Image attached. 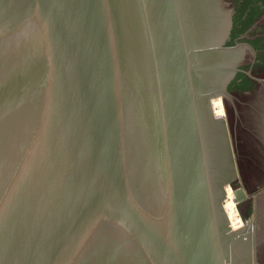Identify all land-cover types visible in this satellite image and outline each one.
I'll return each instance as SVG.
<instances>
[{
  "label": "water",
  "instance_id": "1",
  "mask_svg": "<svg viewBox=\"0 0 264 264\" xmlns=\"http://www.w3.org/2000/svg\"><path fill=\"white\" fill-rule=\"evenodd\" d=\"M225 64L244 189L217 178L226 123L202 111ZM263 77L264 0H0V264H233L264 186ZM254 240L264 264V192Z\"/></svg>",
  "mask_w": 264,
  "mask_h": 264
},
{
  "label": "flooded vegetation",
  "instance_id": "2",
  "mask_svg": "<svg viewBox=\"0 0 264 264\" xmlns=\"http://www.w3.org/2000/svg\"><path fill=\"white\" fill-rule=\"evenodd\" d=\"M227 62H229V58H226ZM233 64V63H232ZM224 66V65H222ZM227 68V70L225 69V71H221L219 73L216 74V76H221V79H214V81H210L209 82V86L208 87H204V93L202 95V111H203V115L205 117H212L213 119H221L220 117L216 116L215 113V106H214V101H217L220 99V101L222 102V100H224L227 96V85L235 80L236 76L239 75L240 67L235 64V67H233V69H231V66H228L227 64H225V66ZM229 73V80L228 79H224L222 78L223 73ZM241 74V73H240ZM247 75V73H245ZM218 76V77H219ZM255 80V79H254ZM257 82H259L260 84H262L264 82V77L260 78V79H256ZM218 95V99H213L212 102H210V98L213 96H217ZM223 103V102H222ZM212 106V113L213 115H215L214 117L212 116L211 113V107ZM225 118V117H224ZM223 119V118H222ZM224 120V119H223ZM228 141V138H227ZM230 141H228V147L223 146L222 141H220V139H217V148H215V158L214 161L217 165L218 168V172H219V176L217 178L219 179H227L228 183L230 184V186H234V182L235 179L237 178V170H236V165L234 163V150L233 148L229 145ZM213 153V150H212ZM233 179V180H232ZM225 185H223L220 190L217 191V195L219 196L220 200L223 199L224 195H222V191H224ZM225 211V210H224ZM224 213V212H223ZM225 219L227 221V226L230 228V224L227 220V216L224 213ZM246 224H248V222H246ZM232 228V226H231ZM235 228V227H234ZM232 228V230L236 231L238 230L237 228ZM252 231V229H251ZM247 229L246 227L243 229L242 232H240L234 239L233 241L235 242L234 244V248H233V264H263L260 262V257H261V253L259 252V245H261L260 243L257 244L255 240H251L247 234ZM249 243L251 246V251H247L246 249V244Z\"/></svg>",
  "mask_w": 264,
  "mask_h": 264
},
{
  "label": "rangeland",
  "instance_id": "3",
  "mask_svg": "<svg viewBox=\"0 0 264 264\" xmlns=\"http://www.w3.org/2000/svg\"><path fill=\"white\" fill-rule=\"evenodd\" d=\"M218 98L219 97L210 98V102H212L213 99H218ZM220 99H221V97H220ZM222 102H223V106H224V101L222 100ZM211 110H212V106H211ZM224 112H225V115H224L225 118H223V119H224V121L226 123L227 138H228V141H230L229 142L230 143L229 145L233 148V144H232V140H231V136H230V131H229V125H228V119H227V114H226L225 106H224ZM212 115H213V113H212ZM213 117H214V115H213ZM234 163L236 165L235 155H234ZM235 167H236V170H237L236 173H237V180H238L239 186L241 188H243L242 183H241V180H240V177H239L237 165ZM263 191H264V186H263L262 190L254 193V194H252L250 196L247 195L248 196L247 200L252 197V225H251L252 231H251V240L252 239L254 240L255 197L258 194L262 193ZM227 204L228 203H227V195H226L225 199H223L222 202H221L222 209H224L225 206H228ZM235 207H236V213L232 216V218H233L232 221H233V224L236 225V228L237 229H240V228L244 227V223H243L242 218L240 216V213H239V211L237 209V205H235ZM226 215H227V213H226ZM227 218L229 219V216L228 215H227ZM229 224H230V226L232 225L230 220H229Z\"/></svg>",
  "mask_w": 264,
  "mask_h": 264
},
{
  "label": "bare ground",
  "instance_id": "4",
  "mask_svg": "<svg viewBox=\"0 0 264 264\" xmlns=\"http://www.w3.org/2000/svg\"><path fill=\"white\" fill-rule=\"evenodd\" d=\"M214 106H216L215 107V111H216L215 115L220 117V118H224V115H225L224 106H223V103L220 101V99L217 101H214ZM225 194L227 195V203H228L227 205L228 206H225V208L223 210H225L224 213L226 212L227 215L229 216V219L227 218V220H228V222H229V220L231 221L232 228H234V227L236 228V225L233 224L232 216L236 213L235 205H238V204L235 203L233 191L230 187H228V186L226 187ZM231 226H230V228H231ZM232 228H231V230H232ZM232 231H234V230H232Z\"/></svg>",
  "mask_w": 264,
  "mask_h": 264
},
{
  "label": "crops",
  "instance_id": "5",
  "mask_svg": "<svg viewBox=\"0 0 264 264\" xmlns=\"http://www.w3.org/2000/svg\"><path fill=\"white\" fill-rule=\"evenodd\" d=\"M264 192V191H263Z\"/></svg>",
  "mask_w": 264,
  "mask_h": 264
}]
</instances>
